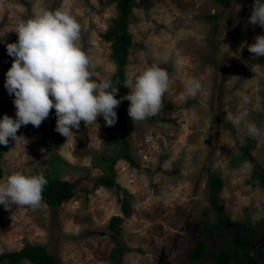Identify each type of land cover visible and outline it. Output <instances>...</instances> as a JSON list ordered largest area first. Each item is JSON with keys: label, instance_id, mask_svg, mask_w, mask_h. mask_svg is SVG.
Wrapping results in <instances>:
<instances>
[{"label": "rangeland", "instance_id": "374dc122", "mask_svg": "<svg viewBox=\"0 0 264 264\" xmlns=\"http://www.w3.org/2000/svg\"><path fill=\"white\" fill-rule=\"evenodd\" d=\"M134 1L127 20L131 44L125 78L135 77L145 64H156L171 80L161 112L151 121H132L127 100L123 123L129 126L125 137L135 163L116 159L117 186L100 185L57 206L0 205V252L30 242L42 244L55 264H190L187 253L199 234L200 219L216 218L206 198V178L212 172L222 180L224 211L231 219L263 224L251 248L264 245V185L244 183L254 166L264 171V57L258 61L247 46L241 48L242 42L252 44L264 35V28L248 23L254 0H230L228 7L215 0ZM40 7L67 8L81 26L78 45L90 59L92 78L100 81L111 74L109 42L99 36L115 13L107 0H0V42L6 52V45L18 39L17 23ZM9 68L0 50V100L14 99L4 86ZM189 78L201 84L195 96L186 91ZM244 96L248 103L242 106ZM245 109V120L261 129L258 138H250L243 123H232ZM4 115L15 119V109L0 108V119ZM50 116L38 128L21 126L17 135L25 141L9 138L3 145L0 181L23 172L28 161L69 180L84 168L91 175L101 172L99 156L109 155L120 135L103 131L104 119L98 116V126L81 121L72 129L73 140L55 130ZM114 213L120 221L111 236L107 223ZM204 234L213 245L212 232ZM205 254L201 264H212ZM16 264L31 263L22 258Z\"/></svg>", "mask_w": 264, "mask_h": 264}, {"label": "clouds", "instance_id": "9594fccd", "mask_svg": "<svg viewBox=\"0 0 264 264\" xmlns=\"http://www.w3.org/2000/svg\"><path fill=\"white\" fill-rule=\"evenodd\" d=\"M248 23L264 28L261 0H254ZM14 31L18 39L6 45L7 54L14 59L5 74L4 86L14 96L16 118L4 115L0 119V145H7L9 138L15 143L25 141L17 135L21 126L31 124L38 128L52 109L56 115L55 130L73 140L72 129H78L81 121L89 127L97 125V117L102 116L105 126L115 125V109L121 103L115 98L117 85L110 76L100 81L92 78L90 59L78 45L81 26L67 8L53 11L40 7L29 18L21 19ZM254 39L252 44L242 42L241 48L247 46L256 57L264 56V35ZM170 83L169 73L156 64H145L135 77L126 80L123 86L129 93L122 100L130 102L127 111L131 120L140 122L160 114ZM200 88L195 78L187 80L188 95L195 96ZM247 103L248 97L244 96L242 106ZM247 114L246 109L239 112L232 123H243L250 138L260 137L261 129L245 120ZM46 184L43 174L13 172L0 181V205L6 209L13 204L38 207Z\"/></svg>", "mask_w": 264, "mask_h": 264}, {"label": "trees", "instance_id": "16d2710c", "mask_svg": "<svg viewBox=\"0 0 264 264\" xmlns=\"http://www.w3.org/2000/svg\"><path fill=\"white\" fill-rule=\"evenodd\" d=\"M215 1L222 7H228L230 5V0ZM107 2H113L115 13L107 18L106 26L99 33V36L109 42V55L114 63V70L108 76L111 77L113 84L117 85L118 92L115 98L121 100V103L115 109L117 114L115 125L110 127L105 126V121L103 120L100 126L110 136L119 134L120 139L118 140V144L114 141L110 145L108 151L111 153L109 155L101 154L99 156L101 172L97 174L91 175L84 168L85 171H82L79 176L69 180L62 176H51L47 171L42 170L46 169L47 166L39 170L37 169L38 166L36 163L32 164V162L28 161L23 164V173L29 175L33 173L34 175L43 174L45 176L47 184L42 193V202L49 206H57L73 196L93 191L100 185L107 187L117 186L118 184L114 181L115 169L113 166L116 159H124L130 164L135 163L129 154V144L125 137L129 126L123 123L127 100H122L126 92V87L123 86V83L126 81L124 66L127 61L128 47L131 44V33L127 29V20L131 6L135 1L107 0ZM212 16H216V14H212ZM0 50L2 51L3 60L6 65L11 67L13 59L1 47V42ZM263 57H258V61H262ZM12 101V99L0 100V108L15 109ZM49 114H51L50 123L56 125L55 109L50 110ZM154 118L155 116H152L146 120L151 121ZM159 119L166 120L167 118L160 117ZM2 148L3 145H0V156ZM113 148L117 150L114 149L115 151H113ZM46 162L47 159L44 156L43 163L47 164ZM65 163L71 168L75 166L67 160H65ZM1 173L2 168L0 167V176ZM206 183V198L213 208L216 218L212 222H208L206 219H200L198 224L199 234L195 239L192 249L187 253L189 263L201 264L200 258H202L203 252L206 251L205 255L211 259L212 264H264V245L251 248L261 234L263 224L259 221L252 222L249 218L237 220L229 217L224 211L223 204L219 200L222 180L216 172L207 175ZM244 183L250 186H263L264 171L259 166H254L251 173L244 179ZM121 207L125 211L126 204L124 200L121 202ZM119 221V214L114 213L109 216L107 225L112 229L111 236H114L118 231ZM226 230L230 231V234H225ZM206 232H212L211 237L215 239L213 245H209L210 237L204 234ZM216 239H219V241ZM121 247V245L114 246L111 253L112 256L114 255V251H119ZM22 258H27L31 264H55L53 255L39 243L24 242L17 249L3 250L0 252V264H16Z\"/></svg>", "mask_w": 264, "mask_h": 264}]
</instances>
